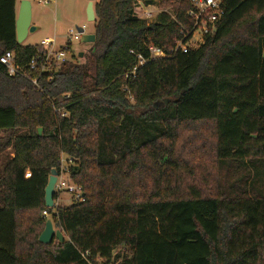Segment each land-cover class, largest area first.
Wrapping results in <instances>:
<instances>
[{"label":"trees","instance_id":"trees-1","mask_svg":"<svg viewBox=\"0 0 264 264\" xmlns=\"http://www.w3.org/2000/svg\"><path fill=\"white\" fill-rule=\"evenodd\" d=\"M139 1L174 19L97 0L83 62L37 85L0 65V264H264V0H222L202 45L154 59L189 3ZM18 2L0 0V55L25 65L41 46L17 43ZM63 156L84 201L47 208ZM43 210L63 241L38 240Z\"/></svg>","mask_w":264,"mask_h":264},{"label":"built area","instance_id":"built-area-1","mask_svg":"<svg viewBox=\"0 0 264 264\" xmlns=\"http://www.w3.org/2000/svg\"><path fill=\"white\" fill-rule=\"evenodd\" d=\"M186 1L189 3L186 15L191 21V27L186 28L182 25L180 26V38L175 40L169 53L164 52L160 47L150 44L148 46V51L151 59L169 57L177 52L187 53L190 50L197 49L204 43L207 36H211L215 33L217 23L225 14L224 8L222 7V0ZM161 12H165L174 19L170 9H161L159 3L146 5L136 0L133 4V16L146 21L147 25L154 22ZM81 27L84 31L85 26L82 25ZM80 37L81 33L78 32L77 28H70L67 31L64 42L59 44V46L56 45V40L54 38H44L39 43L41 50L32 56L25 65L16 62L12 51H5L0 55V65L4 67L8 76H20L30 80L34 85H37L38 78L41 75H47V78L51 80L52 74L56 72L62 63L68 60L72 42L79 40ZM136 58L138 59L139 66L144 64L145 60L141 55H136ZM56 111L59 110L57 109ZM62 115L65 116V113H62ZM61 162L62 164L59 172H57L53 187V208L60 205L59 197L61 194H67L70 203L84 201L81 189L70 180L68 172L66 171V160L61 158ZM42 215L45 218H50L46 210L42 211ZM87 254L88 253H83L81 256L82 259L89 262Z\"/></svg>","mask_w":264,"mask_h":264},{"label":"rangeland","instance_id":"rangeland-1","mask_svg":"<svg viewBox=\"0 0 264 264\" xmlns=\"http://www.w3.org/2000/svg\"><path fill=\"white\" fill-rule=\"evenodd\" d=\"M30 4L31 25L36 26L37 30L27 34L22 42L23 45H35L44 38H54L56 45L59 46L64 42L70 28L82 25L85 26L86 34H92L94 31V22H88L86 19L87 0H31ZM18 5L19 2L17 9ZM89 48V43L81 42L80 39L75 40L70 45L69 56L83 53L81 57H77V61L83 62ZM62 158L65 159L64 156ZM59 198L60 205L70 204L67 194H61Z\"/></svg>","mask_w":264,"mask_h":264},{"label":"water","instance_id":"water-1","mask_svg":"<svg viewBox=\"0 0 264 264\" xmlns=\"http://www.w3.org/2000/svg\"><path fill=\"white\" fill-rule=\"evenodd\" d=\"M19 5L17 9V15L15 19V33H16V41L18 44H22L23 40L27 36L28 33L34 32L37 30V27L31 25V0H18ZM86 19L88 22L95 21L94 14V0H87V5L85 8ZM78 32L81 33L80 41L84 43H93L95 40V35L86 34L83 31V28L76 27ZM83 53H79L78 57H81ZM164 104L168 102L167 99H164ZM157 107V104H154ZM40 131V129L38 130ZM57 172L55 170H51L47 184L44 189V204L47 208H53V196H54V184L56 181ZM38 240L41 243L48 244L53 240H57L59 242L64 240V234L60 229H57L53 226L51 218H47L45 220V225L40 233Z\"/></svg>","mask_w":264,"mask_h":264},{"label":"crops","instance_id":"crops-1","mask_svg":"<svg viewBox=\"0 0 264 264\" xmlns=\"http://www.w3.org/2000/svg\"><path fill=\"white\" fill-rule=\"evenodd\" d=\"M27 172L29 173V171H26V172H25V176H26V177H28V176L30 175V173L28 174Z\"/></svg>","mask_w":264,"mask_h":264}]
</instances>
